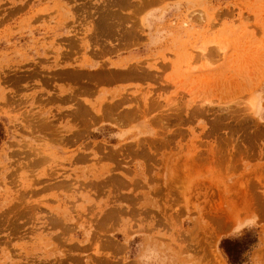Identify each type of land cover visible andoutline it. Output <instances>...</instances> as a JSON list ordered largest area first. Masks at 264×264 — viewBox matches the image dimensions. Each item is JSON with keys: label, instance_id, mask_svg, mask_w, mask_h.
<instances>
[{"label": "rangeland", "instance_id": "1", "mask_svg": "<svg viewBox=\"0 0 264 264\" xmlns=\"http://www.w3.org/2000/svg\"><path fill=\"white\" fill-rule=\"evenodd\" d=\"M252 216L264 264V0H0V264H229Z\"/></svg>", "mask_w": 264, "mask_h": 264}, {"label": "trees", "instance_id": "2", "mask_svg": "<svg viewBox=\"0 0 264 264\" xmlns=\"http://www.w3.org/2000/svg\"><path fill=\"white\" fill-rule=\"evenodd\" d=\"M257 244L258 235L256 231L248 230L239 238H223L220 248L229 264H247Z\"/></svg>", "mask_w": 264, "mask_h": 264}, {"label": "clouds", "instance_id": "3", "mask_svg": "<svg viewBox=\"0 0 264 264\" xmlns=\"http://www.w3.org/2000/svg\"><path fill=\"white\" fill-rule=\"evenodd\" d=\"M257 220L258 217L252 216L242 218L238 222L234 223L230 232L231 238L235 239L241 237L244 234L245 230L251 231L252 228L255 226Z\"/></svg>", "mask_w": 264, "mask_h": 264}]
</instances>
